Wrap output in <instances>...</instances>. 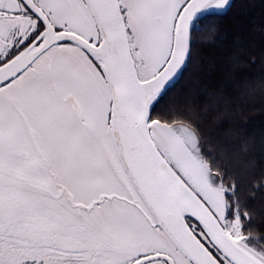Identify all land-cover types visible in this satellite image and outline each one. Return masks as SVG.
Wrapping results in <instances>:
<instances>
[{
    "label": "snow or ice",
    "instance_id": "6c2138e0",
    "mask_svg": "<svg viewBox=\"0 0 264 264\" xmlns=\"http://www.w3.org/2000/svg\"><path fill=\"white\" fill-rule=\"evenodd\" d=\"M231 7L0 0V264H264L240 195L264 171L202 118L222 92L162 108Z\"/></svg>",
    "mask_w": 264,
    "mask_h": 264
},
{
    "label": "trees",
    "instance_id": "16d2710c",
    "mask_svg": "<svg viewBox=\"0 0 264 264\" xmlns=\"http://www.w3.org/2000/svg\"><path fill=\"white\" fill-rule=\"evenodd\" d=\"M206 22L217 26L216 39L203 40L200 33L194 35L189 70L165 98L162 108L179 99L193 82L210 84L212 91L222 92L226 103L219 106L222 114L219 118L216 111L202 117L206 130L214 132H210L213 138L219 134L221 139L226 138L224 133L231 131L233 136L227 137L231 144L239 137L249 140L254 132L264 129V0H232L229 11L209 17ZM220 36L225 37L223 41ZM200 62H203V74L198 80ZM255 84L257 87L253 86ZM242 86L248 87L249 93H245ZM231 101L233 105L228 106ZM248 159L255 162L250 171L258 178L264 171V161L257 163L255 156ZM250 187V182L242 180L240 195L253 213L254 234H264V215L258 212L264 209V191L253 195Z\"/></svg>",
    "mask_w": 264,
    "mask_h": 264
},
{
    "label": "rangeland",
    "instance_id": "374dc122",
    "mask_svg": "<svg viewBox=\"0 0 264 264\" xmlns=\"http://www.w3.org/2000/svg\"><path fill=\"white\" fill-rule=\"evenodd\" d=\"M224 36H220V40L221 41H223L224 40ZM206 39V37L204 36L203 37V40H205ZM217 45H216V47L217 48H220V44L219 43H216ZM202 64V65H201ZM202 74H203V62H200L199 63V66H198V80H199V78L202 76ZM259 78H261V76L259 77ZM261 80V79H260ZM193 84V83H192ZM191 84V85H192ZM253 86H255V87H257V85L255 84V85H253ZM242 88H244L245 89V93H249V91H250V89H249V91H248V87H243L242 86ZM240 89V88H239ZM257 89V88H256ZM248 91V92H247ZM257 93V92H256ZM228 104V103H227ZM233 105V101H231L230 103H229V105L228 106H232ZM211 133H214L213 131H210ZM248 135V134H247ZM233 136V135H232ZM244 138V137H243ZM222 139H224L223 137H222ZM225 139H229V138H225ZM240 139H242V137H239V138H235L234 139V142H235V144L236 143H238V141L240 140ZM229 143H231V142H229ZM249 147H248V156L247 157H244L243 159H245V160H248V158H250L251 156H255L256 157V160H257V163H260L261 164V162H263L264 161V129H260L259 131H256V132H254L253 133V135L252 136H250V139H249ZM255 168H256V165H255ZM243 170V169H242ZM259 214L260 215H264V209L262 208V209H260L259 211Z\"/></svg>",
    "mask_w": 264,
    "mask_h": 264
}]
</instances>
